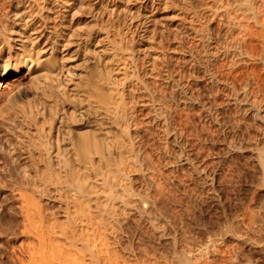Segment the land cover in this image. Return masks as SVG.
<instances>
[{
    "label": "bare ground",
    "instance_id": "1",
    "mask_svg": "<svg viewBox=\"0 0 264 264\" xmlns=\"http://www.w3.org/2000/svg\"><path fill=\"white\" fill-rule=\"evenodd\" d=\"M123 1L125 0H0V217L6 216L7 218L9 216L12 218L11 223H9L12 224L10 227L6 226L7 228L4 227L3 229L0 227L3 231L0 234V246L2 248L6 243L11 251L9 252L6 249L7 246H4L5 249L3 247L4 250H1L0 256L7 257L8 255L4 259H7L6 261L10 259L11 264H215V261L211 258L213 262L206 260L204 253L208 251L209 246L216 244L214 240L217 238L216 236L220 237L219 234L223 228L227 229L230 234L232 233L230 242L235 239L234 242L241 241L243 244L248 241L246 245L251 242V246L256 243L264 246V236L262 233H258L260 231L264 232V201H262V198L260 204H258L256 202L258 198L254 197L256 198L255 202L260 207L256 204V207H252L253 210L251 207L250 209H247L249 208L247 207L246 211H240V214L243 212L241 216L235 212L234 215H238V217L232 215L235 218L233 220L226 216L227 220H225L226 222L223 221L225 223L223 228H221V223V227L217 225L219 230L221 228L219 232L213 223V225L209 224L210 227H206L204 225H207L208 222L207 224L205 222V224L201 222V224H197L196 218L195 220L192 218L194 222L196 221L194 225L191 220V213H193L191 210L198 206L192 209L189 208V211L187 207L193 203H187V207H185V204L190 200L186 197H192V194H196V192H193L195 191L194 187L191 195L187 190L188 188L186 191L182 189L186 196V199L182 198L183 203L181 197L184 194L181 195L182 191L178 193L179 191L174 189L188 186V182L186 186V181L184 180V182L183 179L189 176L188 170L190 169L193 175L191 174V177H189L190 179L195 178V176L198 177L193 180L197 181L199 179L200 189L207 190L208 193L211 192L212 196H216L213 194L218 192L216 190L217 169H215L218 158L212 153L215 150H211V147L203 142H210L209 139H211L212 144L210 145H214L213 138H211L214 133L210 132L213 127L210 128L209 126L217 124L216 114H219L217 113L219 111L218 109L216 111L217 105H211L212 103L209 102L210 105L208 106L203 100L204 95H201L202 92L197 89V86H200L197 82L201 80L199 73H203V69L199 68L200 65L203 66L205 60L208 64L212 63L208 61V58H210L208 55L211 54L208 48L205 50V54L206 51L210 53L206 54L205 60L203 59L204 62L202 63L199 60L201 54L199 49L204 47H200V43H204V41L201 42V39H204L205 36L206 40L210 41L211 39L207 35L203 36L207 29L208 31L211 30L210 28L207 27L206 30H202L204 25L201 30L197 28L201 26L200 24L197 25L201 21L203 11L201 10L200 14L196 10V5L194 7L192 4L194 0L192 2L189 0L187 9H184L188 11L186 15L192 13L190 18L188 17L189 20L188 15L184 16V12L183 17L186 18L182 17L183 22L180 21L181 19L179 20L181 22L179 23L180 26L175 25L181 31L180 35L185 33L183 37L188 38V41L187 38H179L180 32L176 30L179 32L177 38L181 41H187L183 45L180 44V41H177L181 46L177 45L182 48L181 51L179 50L181 53H179L183 56L179 55L181 58L176 57L182 61V65L179 64L182 66L181 68L177 65L180 63L179 60H176L178 62H175L176 65L180 67L177 71L176 65L174 66V62L170 59L173 56L169 57L168 51L166 52L168 49H166L167 45L164 44L166 33L163 31L159 41L149 40L152 32L150 30L152 25L149 26L152 22L149 9L153 8L155 4H161L166 0H142L136 18L138 27L146 26L142 34H136L134 31V28L135 30L137 28L135 22L133 24L131 20L136 16L129 15L131 13L130 8L127 15L129 18L127 23L130 24H127V26L124 24L125 27H122V21L125 18L122 19L121 17L122 21H120V16H122L120 14L121 4L117 3H123ZM247 1L245 0L244 6L246 8L243 6V9H247L246 14L248 15L253 13L251 15L254 16V19L253 17L250 18L251 15L249 17L246 15L243 18L245 20L248 18L256 20L259 26H264V16H260L263 20L257 17V14H262L261 11L258 12L262 8L255 9L254 7H257V4L254 3L255 6H253L250 0ZM223 3H226V7L230 4L222 2L224 6ZM220 4L215 3L213 5L211 12L214 13L209 17L215 18L218 16L214 6L217 7ZM229 6L232 7V5ZM225 9L224 14L227 11L226 16H228L229 9ZM238 9L237 11L241 10ZM219 10L223 12L224 7L219 8ZM219 10L218 12H220ZM244 10H241V16ZM249 10H252V12H248ZM243 13L245 14V12ZM237 14L239 13L237 12ZM85 16H87L88 22L90 20L89 25L84 22ZM230 16H232V13ZM223 17L225 18V15ZM205 18H208V16ZM212 18L209 19L212 20ZM233 19L234 17H231L232 21H234ZM250 19L245 21V24L248 23V25H243L244 20H241V24L237 25L240 22L238 18L235 24L245 31V36L247 31L249 33L252 30L254 33L250 31L251 35H249L252 37V34H255V36L253 35L254 38L257 36L260 40L262 38L259 36L262 32L260 31L261 27L258 30L259 34L255 30L258 27L256 23L254 24L256 27L252 26L254 30L251 29L252 27L249 30V27L254 23L249 25ZM228 21L226 20L223 24L229 26ZM120 22H122V25L119 24ZM262 28L264 31V27ZM237 31L239 33L238 29ZM237 31L235 30V32ZM201 32H203L202 36ZM227 32H230L229 28ZM192 34L197 35H195V45L189 43L195 41L192 38L190 40L189 35L195 38ZM208 35L211 36V34ZM235 35L238 36V34ZM249 35L247 37H250ZM242 36L241 39H243ZM262 36L264 37V35ZM238 39L237 42L236 40L233 41L234 44L230 48L222 46L228 42V39L225 44L222 41L221 47L224 48V51L218 47L221 52H224L225 60H231L230 57L232 58L234 53L237 55L235 54L233 59L238 54H240V57L242 56L241 60L247 59L248 61L251 57L252 52L248 49L251 40H248L253 39V37L245 39L246 42L248 41L246 43L248 46L241 42L247 51L244 47H241L242 45L240 46ZM206 40L205 44L208 43L209 45V41ZM260 42L257 45L261 44L264 47L262 44L264 41ZM254 43L250 45H256ZM259 48L257 47V50ZM142 49L145 51L144 54ZM219 49H217V52ZM176 50L178 51L175 48L171 52H177ZM217 52L212 53L216 56ZM230 52H234L233 55ZM254 53L256 55L258 52ZM229 54L232 56H229ZM262 54L264 56V51ZM174 55L176 54L174 53ZM252 56L254 55L252 54ZM256 56L254 57L256 58ZM254 57L252 58L254 59ZM212 58L214 57L210 59ZM237 59H234L233 62ZM238 61L234 62L235 70ZM259 62L263 64L264 58L262 57ZM225 64L227 66V63ZM244 64L246 65V63ZM240 65L237 64L238 67ZM207 66L206 68H208ZM203 67L205 68V66ZM234 67L231 69L234 70ZM240 67L243 68L244 66ZM258 67L260 68V66ZM254 68L251 70L254 71ZM208 70L212 71L209 68ZM228 70V73H230V68ZM253 71L250 75H253ZM213 72H208L206 75L208 74L209 85L211 83V87L216 85L215 88H217L216 82L218 83L220 77L218 79L217 75L219 74H215L216 77ZM249 72L246 71V74ZM234 74L233 76H235ZM256 74L253 75L254 80L256 79L255 82L259 81V78L257 79L258 74ZM244 78L242 82L245 83ZM249 79L247 80H253ZM260 79L262 80V77ZM230 80L232 81H229V83L226 80L228 86L234 82L233 79ZM189 81H191L192 87L191 84L190 86L188 83L186 84ZM221 82L224 81L221 80ZM248 83L246 86L240 82L241 85H235L237 86L236 89L238 86H242V90L241 87L237 89H240V92L234 90L238 93L234 92L236 97L231 93L230 95L233 98H230L232 100L228 102L231 101L238 108L236 109L240 111L239 113L242 112L243 117L244 114L246 118L247 115H252L257 122L261 123V127L255 124L256 128L252 125L254 121L247 123L250 128L254 127L256 132L259 127V130L261 129L260 132L258 131L260 135L257 133L258 137L255 138L257 135L254 131L255 137H252L257 140H253L249 135L251 142H249V145L245 144L246 146L244 143H248V138L243 140V143H241L242 140L240 142L235 140L232 143V138L225 147H227V155L250 152L254 156L256 162L253 161L257 163V166L251 162L253 157L250 156V153L248 154L250 156L248 158L252 157L250 162L253 163V166L255 168L259 166L257 169H260L261 176H258L257 169H255V171L257 170L255 175L261 181H256V178L255 181L261 182L258 184L261 185L262 189H257L263 191L264 115L262 114L264 113H262V103L264 100L262 102V99L257 100L255 98L257 97L255 94L257 89L254 90L256 86L252 88L254 86L252 84L253 86L250 88L251 83L250 85ZM263 83L261 82V84ZM261 84L258 83L257 86ZM232 86L229 88H232ZM247 86H249L248 89ZM215 88L212 87V89ZM249 91H252V94L255 95L254 98H252L253 95ZM261 94L263 95L264 91ZM210 96L213 98L212 92H210ZM250 98L253 100L251 101ZM254 100L257 103L253 102ZM260 101L261 104L258 103ZM185 109H188V111ZM189 109L193 110V113H190L191 110ZM195 109L198 110L195 112V115L199 118L197 121L209 120L211 122L210 125L208 123L209 126L207 127L204 125L205 122L202 124L203 126L200 125V131L195 129L198 136H200V145L195 140L197 134L193 132L196 131H191L190 128L191 122L194 120L189 121L190 117L192 118L190 115H194ZM187 112H189L188 115L185 114ZM182 113L185 114V118L190 116L189 120H182ZM175 116L181 117L180 121H185V123H182L184 125L181 124L180 126V122L178 125L176 121L179 119L177 120ZM235 120L232 121L235 123ZM188 122L190 125H188ZM233 122L232 124L235 127L236 124ZM238 124L236 126L240 125ZM250 128L247 129L250 130ZM234 129L238 130L237 127ZM234 129L231 128V130ZM247 129L245 130L247 131ZM206 130L210 132V135H205ZM242 130H244V126ZM187 134L190 135L189 139L193 135L191 140L195 138L194 141L197 145L194 142H191L194 146L190 145L191 140H187ZM202 137L208 139L204 138L203 141ZM244 137L242 138L244 139ZM204 144L211 150L206 151L208 155L205 152L207 146L204 148ZM261 144L262 147H260ZM195 145L197 148L199 147V150L196 148L198 151L195 150L198 152L195 153L196 158L193 155ZM189 147L192 150H189ZM206 160L209 163L208 165L205 164ZM181 170L186 173H184L185 178L180 175L183 179L176 175L179 171L182 174ZM229 177L226 178L229 180ZM191 181L190 184L194 182ZM183 182L185 186H182ZM219 182L221 181L219 180ZM190 184L189 187H191ZM255 186L258 185L255 184ZM201 193L204 192L201 191ZM179 194L181 200L178 202L177 197L179 199ZM197 195H194V198H198ZM252 197L250 201L253 199ZM201 198L203 199V196ZM187 199L188 201H186ZM195 199L193 200L195 201ZM193 200L190 201L194 202ZM250 201L248 202L249 205H251ZM252 201L255 203L254 199ZM258 201L260 200L258 199ZM180 203L183 204L184 208ZM257 207L259 208L258 212ZM250 210L254 213H249ZM256 212L257 215H255ZM2 225L4 224L2 223ZM13 225L15 226L13 227ZM237 228L238 230L241 229L239 230L241 234L236 232L238 231ZM245 230L248 233L247 237H250L249 230H257L258 235L253 234V231L252 234L250 233L252 236L256 235L257 239H254V236L250 240L246 239V236L244 238L242 232H245ZM217 231L219 234H217ZM224 232H222L223 235L226 234L227 236L228 232ZM226 236H223L225 239L221 238L227 241L230 237L226 239ZM212 242L213 244H211ZM238 242H235V244ZM252 242L256 243L252 245ZM208 243L211 245L204 247ZM242 243L240 245H243ZM261 249H264V247ZM261 249L257 251L261 252ZM223 257H225V254Z\"/></svg>",
    "mask_w": 264,
    "mask_h": 264
},
{
    "label": "rangeland",
    "instance_id": "2",
    "mask_svg": "<svg viewBox=\"0 0 264 264\" xmlns=\"http://www.w3.org/2000/svg\"><path fill=\"white\" fill-rule=\"evenodd\" d=\"M118 1V0H117ZM193 0H191V2H192ZM200 1V2H199ZM213 0H194L193 2H192V4H193V6L194 5H196V10H198L199 11V13H200V11L202 10L203 12V14H201V21H199L198 22V25L197 26H199V24L201 25V26H199V27H197V28H200V30L202 29V30H204L205 28H210L211 30H209L208 31V29H207V31L209 32H204V35L202 34L203 32H201V36L203 35V36H205V35H207V37H210L209 39H210V41L209 40H206L207 38H206V36H205V38L204 37H201V38H204L207 42L209 41V45H208V43H206L205 44V40L204 39H201L202 41L201 42H203L204 41V43H200V47H206V48H200L199 49V51H200V56H199V60H200V62L202 61V63L204 62V58L206 57V54L209 52H207L206 51V54H205V50H207V48H208V50H210L211 51V54H213L212 52H217V49H219V48H221L222 49V51H224V48H230V46L232 47V44H234V40H236V42H237V39H238V42L240 43V46L241 47H244L243 46V44H245L246 46H248V44H246V43H248V41H250V43H249V47H248V49H250V51L252 52V54L254 55V56H256L258 53L259 54H261L260 56H259V54H258V56H256V58L254 57V56H252V54H250L251 55V57L249 58V60L248 61H250L249 62V64H247L248 63V61H247V59H242L241 60V57H240V54H238V56H236L234 59L236 60L237 58L239 59V61H238V59H237V61H238V63L237 64H239L240 65V63H242V61H244V63H246V65L244 64V63H242L240 66H244L243 68L242 67H238L237 66V64H236V70H235V63L237 62V61H234L233 62V56H235V54L236 53H234V55H233V53H231L232 55H230L229 54V56H232V58L230 57V59L231 60H229V59H227V60H225L226 58V56H225V54H224V52H221V49H219L218 50V54L216 53V56H214L215 54H213V55H211V54H209L208 56L211 58V57H214V58H212V59H210V58H208L209 60V62H212L213 63V65L211 66V64L209 63H206V60H205V63H206V65H205V63H204V65L203 66H205V68L202 66V64L200 65V69H203V73L202 72H200L199 73V78L201 79V80H198V82H197V84L198 85H200V86H197L198 88V91L199 92H202L201 93V95L203 94L204 96V99L203 100H205V103H207V105L209 106L211 103V105H214V106H216L215 108H216V111H217V109H218V111L219 112H217V113H219V114H216V116H217V124L215 125V124H211V122L209 121V120H205L204 122H205V124L204 125H206V127L207 126H209L210 124H211V126H209L210 128H212V131H211V129H210V132H213L214 133V136H212L211 138H213V140L212 141H214L213 143H214V145H215V147H214V145H210V144H212L211 143V139H209L210 140V142L207 140L208 138H209V136H207V137H202L203 138V141L205 140L204 138H207L206 139V141H208V142H203V143H206V144H208V146L209 147H211V150L212 149H214L215 150V152H212V153H214V155H216V157L219 159V161H218V159L216 160V164L217 165H215L216 167H215V169H217L216 171V174H217V181H216V183H217V188H216V190L218 191L217 193H215V194H213V195H216V196H212V194H211V192H207V190H204V189H200L201 188V185L199 184L200 182L198 181L199 179H197V181H195V180H193V179H196V178H198L197 176H195V178H193V179H190V175L192 174L193 175V172H191V170L189 169L188 170V174H189V176H187L186 178H185V176L186 175H184V173H185V171L183 172L182 170V174H181V172L179 173L178 172V174H176L178 177H180V175L183 177V178H185V179H183L182 177H180V178H182L183 179V181L185 180L186 181V186H187V182H188V186L186 187V188H182V187H179V189H176V188H174L176 191H179L178 193H180V191H182L181 192V195H183L184 194V196L183 197H181V195L179 196V199H178V197H177V200H178V202H179V200H181L182 198L184 199L186 196H185V193H184V191H186V189L188 190V192H189V194L191 195V193H192V189H194L195 191H193V192H196V194H198L197 196H199L200 198H201V196H203V201L198 197H195L194 198V195H196V194H192V197L191 196H189V197H186V198H190V200L192 201L193 199H195V201L194 202H191L190 200V202L188 201V199L186 200V201H188V202H186V204H185V202H184V204L186 205L185 207H187V203H195L194 205L192 204V205H189V207H187L188 209L190 208V209H192L193 207H195V206H198L197 208L195 207L194 209H192L191 211L193 212V213H191V220L194 222V220H195V218H196V221H197V224H199L200 222L201 223H206L207 224V222H208V224L207 225H204V226H206V227H210V225L213 223L215 226V228H216V230H217V228H218V231L220 232L221 231V228H223V224H225L223 221H225V220H227V217L230 219V218H232L231 220H233V219H235V218H233V216L232 215H234V214H240V211H243V210H247V209H250V207H251V209H252V207H254L255 206V204H256V206H258L257 205V203L258 204H260V202H261V198H262V201H264L263 199H264V190L262 191H260V189H259V191H258V189L257 188H261V185L259 186V184L258 183H261V182H256V181H261L260 180V178L258 177V176H261V174L259 173L260 172V169L258 170L257 168H259V166L257 167V168H255V166H253V163H254V156L253 155H251V153L250 152H246V154H239V153H236V154H228L227 155V147H225V146H227V144H228V141L230 142V140H231V142L233 143L235 140H237V142H238V140H239V142L242 140V142L241 143H243L244 141L243 140H246L247 138V142L248 143H244V145L246 144V145H249L250 143L249 142H251L250 141V137H255V135L253 134V133H255L256 132V126H260L261 127V123L258 121H256L255 119H254V117L252 116V115H247L248 117L246 118L245 116V114H244V117H243V115L241 114V113H239L240 111H238L237 109V107H235L234 106V104L230 101V102H228L229 100H232V99H230V98H233L231 95H234V97H236L235 95V93H238L237 91H239L240 89L242 90V86H238V88L239 87H241L239 90H237L236 89V87L237 86H235V85H241L242 83L244 84V86H246L247 85V83L248 82H250L251 83V86H250V88L253 86L252 84H254V86L252 87V88H254L255 86V88H254V90H256V95H257V97H255L257 100H261L262 99V102H263V98H264V94L262 95L261 93L264 91V86H263V88H262V85H264V63L262 64V62H259L261 59H262V57L264 58V56H262L263 54H262V52L264 51V47H262V45L261 44H258L257 45V43H259L262 39V41L261 42H263L264 41V37L262 36V35H264V34H262V33H264V31H263V28L262 27H264V26H259V24H257L256 23V20L254 21V20H251L250 18L251 17H253V19H254V16L253 15H251V14H253V13H250V15H248V14H246V12H247V9H245L246 8V6H244L245 5V0L243 1V0H214L213 2H212ZM236 1V2H235ZM240 1V2H239ZM249 1V0H248ZM247 1V2H248ZM259 1V2H258ZM140 2V3H139ZM141 2H142V0L140 1V0H131V1H123V3H117V4H121L120 5V8L122 9V12H121V9H120V14L122 15V16H120V21H122L121 20V17H122V19H124L122 22H123V26L122 27H125V26H127V24H130V23H127V22H129V18L127 17V15H128V13H129V8L131 9V13L129 14L130 16H136L134 19H132L131 21L133 22V24H134V22H135V26H136V30H135V28H134V31L136 32V34H142L143 33V29H145L144 27H146V26H137V24L138 23H136L137 22V16H138V14H139V9H140V6L139 5H141ZM166 2V3H165ZM187 2V3H186ZM188 2H189V0L188 1H186V0H166V1H164L163 3H161V4H159V3H157V4H155L154 6H153V8H150L149 9V13L151 14V16H150V19L152 18V22H150L151 24L149 25V26H151L152 25V27H150V30L152 31L151 33H150V41H159L160 40V38H161V36H162V34H163V31L166 33L165 34V40L164 41H166V42H164V44L165 45H167L166 46V52H167V54H169V57L170 56H173V57H170V59H172L171 61H173L174 62V66L176 65V63H178L177 61L179 60V62L180 63H178L177 65H179V64H181L182 65V61H180V59H178V58H176V57H179V55H180V51H181V45H183L184 44V42L187 40L188 41V38L187 37H183V34H185V33H182V35H180L181 34V31H180V29L178 28H176V26H180L179 25V23H181L180 21H182L183 22V18H186V17H183V14H184V12H185V14H184V16H187V18L189 17L190 18V15L192 14H187L186 15V13H188V11L186 12L184 9H187V5H188ZM206 2V3H205ZM212 2V3H211ZM218 2H220V3H218ZM222 2H227L229 5H232V7H235V8H232L231 6H227L226 7V3H223V4H225V6L224 5H222ZM234 2V3H233ZM246 2V3H247ZM201 3V4H200ZM215 3H217V4H220L219 6H214L215 8H214V10H215V12L216 13H218V14H216V15H218V16H216L215 18H212V17H209V16H212L213 15V13L214 12H211L212 11V9H213V5H215ZM250 3L251 4H253V6H255L256 4H257V7L255 6L254 8L255 9H261V10H258V12L259 11H261V15H259V14H257L258 16V18L261 16V17H263L264 15V4L262 5V3H264V0H250ZM249 3V4H250ZM254 3H255V5H254ZM259 3V4H258ZM186 4V5H185ZM197 4H198V6H197ZM203 4H205V5H203ZM207 4V5H206ZM211 6H210V5ZM201 5V6H200ZM242 6V8H241V6ZM261 5V7H259ZM139 6V7H138ZM207 6V7H206ZM238 6V7H237ZM243 6L245 7L244 9L246 10H244L243 9ZM252 6V5H251ZM250 6V7H251ZM186 7V8H185ZM195 7V6H194ZM205 7V8H204ZM224 7V10H223V12L221 11V10H219V8H223ZM229 7H231V9H229ZM240 7V8H239ZM198 8V9H197ZM200 8V9H199ZM212 8V9H211ZM217 8V9H216ZM225 8H228L229 10V12H231L230 10H234L235 12H236V14H235V12L234 11H232L231 13H232V16H230L231 15V13L229 14V12H228V16H226L227 14V11H226V13L224 14V12H225ZM239 8V9H241V10H244L243 12H245V14L242 12V14L244 15H240L241 14V10H239V11H237V9ZM208 9V10H207ZM249 9H251V8H249ZM128 10V11H127ZM151 10V11H150ZM218 10L220 11V12H218ZM126 11V12H125ZM153 11V12H152ZM252 12V10H249L248 12ZM257 11V10H256ZM194 12V11H193ZM206 12V14H204ZM222 12V13H221ZM237 12L239 13V14H237ZM210 13V14H209ZM220 13V14H219ZM234 13V14H233ZM225 15V18L223 17L224 15ZM205 15V16H204ZM223 15V16H222ZM246 15H248L247 17H249L250 16V18H248V19H250L249 20V25L250 24H252L253 22V25H251L250 27H249V30H250V28L252 27V26H254V24L256 23L257 24V29L255 28V30H257V32H258V34H259V28L261 27V29H260V31H262L261 32V34L259 35V36H261L262 38H260V40H259V37L257 38V36L254 38V36H255V34H252V37H253V39H249V38H252L250 35H251V32H253L254 33V31H252V30H250L249 31V33H248V31H247V33H246V36H245V31L243 30V29H241V27H237L236 26V24L235 23H237L236 22V20H237V18H238V21H240V22H238V24L237 25H239V24H241V20H244V22H243V25L245 24V21L246 20H248V19H244L245 18V16ZM129 16V17H130ZM208 16V18H205V17H207ZM220 16H222L221 18H220ZM87 16H85L84 17V22L85 23H87L88 25H89V23H90V20H89V22L87 21L88 19L86 18ZM127 17V18H126ZM183 17V18H182ZM230 17V18H229ZM231 17H234V21H232L231 20ZM237 17V18H236ZM240 17V18H239ZM244 17V18H243ZM260 17V18H261ZM131 18V17H130ZM189 18H188V20H189ZM202 18H203V20H202ZM206 20H210L209 18H212V20H210V21H206ZM220 19V21H218L219 19ZM223 18V19H222ZM257 18V19H258ZM264 18V17H263ZM263 18H261L262 20H263ZM85 19H86V21H85ZM127 19V20H126ZM181 19V20H180ZM215 19H216V21H215ZM228 21L229 19V21H228V23H229V26H231V27H229L228 25L226 26L225 24H223V22H226V20ZM261 19H258V20H261ZM134 20V21H133ZM180 20V21H179ZM221 20H223V21H221ZM82 21H83V19H82ZM125 21V22H124ZM218 21V22H217ZM122 22H120L119 24L120 25H122L121 23ZM215 22V23H214ZM217 22V23H216ZM231 22H232V24H231ZM260 22V21H259ZM204 23V24H203ZM220 23H222V25H220L219 26V24ZM227 23V24H228ZM260 23H262V22H260ZM124 24H126L125 26H124ZM235 24V25H234ZM247 25H248V23H246ZM245 24V25H246ZM87 25V26H88ZM176 25V26H175ZM204 25V26H203ZM224 25H225V27H224ZM166 26V27H165ZM203 26V27H202ZM236 26V27H235ZM142 27V28H141ZM224 27V28H223ZM230 29V32L232 33H230V32H227L228 31V28ZM254 27H256V26H254ZM140 28V29H139ZM169 28V29H168ZM175 28V29H174ZM213 28V29H212ZM231 28H232V31L233 32H235V30L237 31V29L239 30V33H238V31L237 32H235V33H233L232 31H231ZM153 29V30H152ZM169 31H168V30ZM225 29H227V30H225ZM251 29H253V27L251 28ZM141 30V31H140ZM179 31V32H177V31ZM206 30V29H205ZM221 30V31H220ZM244 32H242V31ZM254 30V29H253ZM220 31V32H219ZM240 31H241V33H240ZM168 32V33H167ZM176 32H177V36H176ZM182 32H184V31H182ZM226 32L229 34L228 36H227V34H226ZM153 33V34H152ZM172 33H175V34H172ZM178 33H179V35H180V37L179 38H187L185 41L184 40H182L181 41V39H178L177 37L179 36L178 35ZM206 33V34H205ZM219 33V34H218ZM168 34H170V35H168ZM208 34H211V36L210 35H208ZM218 34V35H217ZM224 36H223V35ZM226 34V35H225ZM231 34V35H230ZM235 34H238V36L237 35H235ZM250 36V37H247L248 35ZM257 33H256V35H258ZM174 35V36H173ZM192 35H194V34H192ZM196 35V34H195ZM195 35H194V37H195ZM234 35V36H233ZM242 35H244L245 36V39L247 40V39H249L247 42L245 41V39H244V36H242ZM254 35V36H253ZM197 36V35H196ZM221 36H223V37H221ZM227 36V37H226ZM241 36H242V38L244 39V41H243V39H241ZM174 37V38H173ZM189 37H190V40H191V38H192V40L194 39H196V37L195 38H193L192 36H190L189 35ZM213 37H215V38H213ZM217 37H218V39H217ZM226 37V38H225ZM236 38V39H234L233 40V38ZM172 38V40H173V42H172V40H170ZM223 38H225L224 40H223ZM174 39H176L175 41H176V43H175V41H174ZM220 39H221V42H220ZM228 39V40H227ZM168 40H169V42H168ZM189 40V41H190ZM214 40V41H213ZM217 40V41H216ZM228 42H227V41ZM242 40V41H241ZM253 40H254V42H253ZM180 41V44L178 43V42ZM186 41V42H187ZM224 42V44H225V41L227 42L225 45H226V47H225V45H222L223 44V42ZM231 43H230V42ZM196 43V40L195 41H192V42H189L190 44H192V43ZM210 42H211V44H210ZM219 44H218V43ZM233 42V43H232ZM235 42V43H236ZM243 44H242V43ZM260 42V43H261ZM195 43H194V45H195ZM222 43V44H221ZM229 43V44H228ZM256 44V45H250V44ZM177 44H179V45H177ZM204 44V45H203ZM214 44H215V46H214ZM263 45H264V43H262ZM169 45H171V46H169ZM211 45H213V46H211ZM219 45V46H218ZM221 45L222 46H224V48L223 47H221ZM173 46V47H172ZM176 46V47H175ZM191 46V45H190ZM209 46V47H208ZM234 46V45H233ZM254 46V47H253ZM192 47V46H191ZM212 47V48H211ZM219 47V48H218ZM256 47V48H255ZM257 47L261 50H257ZM175 49V48H177L178 49V53L177 52H171V51H173V49ZM247 48V47H246ZM252 48V49H251ZM256 50H254V49ZM170 49H172V50H170ZM243 49V48H242ZM244 49H245V47H244ZM180 50V51H179ZM204 50V51H203ZM254 50V51H253ZM142 51H143V49H142ZM170 51V52H169ZM204 53H203V52ZM245 51H247V49H245ZM260 51V52H259ZM147 52V51H146ZM180 52V53H179ZM220 52H221V54H220ZM249 52V51H248ZM254 52H258V53H256V55H255V53ZM143 54L145 53V51H143L142 52ZM174 53L176 54V55H174ZM203 53V54H202ZM210 53V52H209ZM223 53V54H222ZM219 54H220V56H219ZM202 55H204V56H202ZM237 55V54H236ZM180 56H182V55H180ZM222 56H223V58H222ZM262 56V57H261ZM183 57V56H182ZM203 57V58H202ZM216 57V58H215ZM228 57V56H227ZM252 57H254V59L252 58ZM258 57V58H257ZM179 58H181V57H179ZM202 58V59H201ZM218 58V59H217ZM229 58V57H228ZM204 59V60H203ZM207 59V58H206ZM217 59V60H216ZM252 59V60H251ZM177 60V61H176ZM210 60H212V61H210ZM222 60V61H221ZM227 61V62H225V61ZM230 61H232V62H230ZM247 61V62H246ZM176 62V63H175ZM215 62V63H214ZM228 62H230V63H228ZM251 62H252V64H251ZM255 62V63H254ZM257 62V63H256ZM225 63H227V66H226V64ZM233 63V65L231 66V64ZM224 64H225V66H224ZM230 64V66H228ZM254 64V65H253ZM175 66L176 68H177V71H179V69H180V67L182 68V66L181 65H179V66ZM207 65H209V66H207ZM248 65H249V67H248ZM251 65V66H250ZM255 67H253V66ZM202 66V67H201ZM206 66L211 70L212 69V71H214L213 72V75H217V74H219V75H215L218 79H219V77H220V79H219V81H218V83L216 82V84L218 85L217 86V88H215L216 87V85H214V86H212V87H214L215 89H212V87H211V83H210V85H209V79H208V77H207V75H206V73H208V72H211L212 73V71H209L208 70V68H206ZM247 66V67H246ZM258 66H260V68L258 67ZM179 67V68H178ZM212 67V68H211ZM223 67V68H222ZM232 67H234V70L236 71H234L233 69H231ZM251 67V68H250ZM175 68V69H176ZM230 68V70H231V72L230 73H228L229 72V70L228 69ZM238 68V69H237ZM254 68V71L253 70H251V69H253ZM200 69H199V71H200ZM204 69H206V70H204ZM217 69V70H216ZM222 69V70H221ZM224 69V70H223ZM256 69V70H255ZM259 69H260V71H259ZM228 70V71H227ZM237 70H238V72H237ZM202 71V70H201ZM204 71H206V72H204ZM226 71V72H225ZM245 71V72H244ZM246 71L248 72V71H253V75H255L256 73L258 74H256L257 75V79L259 78V81H256L255 82V80H254V76L253 75H250V74H252V72L250 73H247L246 74ZM259 71V72H258ZM205 73V74H204ZM235 73V74H234ZM259 73H260V76H259ZM228 74H229V76H228ZM233 74L235 75V76H233ZM244 74H246V75H244ZM248 74H249V76H248ZM244 75V76H243ZM246 76H248L247 78H244V77H246ZM204 77V78H203ZM236 79H234V78ZM254 77V78H253ZM262 77V80L260 79ZM198 78V79H199ZM216 78V79H217ZM244 78V80L243 81H245V83L244 82H242V79ZM253 79L252 81L250 80V79ZM224 79V80H223ZM230 79H233L234 80V82H230L231 84H229L230 86H232V84H233V86H232V88H229L230 86H228V83H229V81H232V80H230ZM247 79H249L250 81H248ZM221 80L222 81H224V82H221ZM228 81V83H227V81ZM237 80H239V81H237ZM261 80V81H260ZM185 81H188V80H185ZM237 81V82H236ZM191 81H189V82H186V84L188 83V85L190 86V84H191V87H192V83H190ZM221 84H220V83ZM239 82L241 83V84H239ZM247 82V83H246ZM255 82V83H254ZM261 82L263 83V84H261ZM200 83V84H199ZM206 85H205V84ZM250 83H248V85H250ZM261 84L260 86L258 85L257 86V84ZM196 84V85H197ZM220 84V85H219ZM227 84V85H226ZM225 86V87H224ZM227 86H228V88H227ZM235 86V87H234ZM190 87V88H191ZM261 87V88H260ZM211 88V89H210ZM222 88V89H221ZM233 88H235V89H233ZM249 88V86H247V89ZM196 89V90H197ZM210 89V90H209ZM224 89V90H223ZM226 89H228V90H226ZM260 89V90H259ZM233 90V91H232ZM234 90H237L236 92L234 91ZM240 90V91H241ZM250 90V89H249ZM254 90H253V94H254ZM261 90H263V91H261ZM229 91V92H228ZM239 91V92H240ZM258 91H259V95H258ZM261 91V92H260ZM210 92H212V97L213 98H211V96H210ZM217 92V93H216ZM235 92V93H234ZM249 92H251V95H253L252 94V91H249ZM228 93V94H227ZM232 93V94H231ZM215 94V95H214ZM231 94V95H230ZM214 95V96H213ZM217 95H218V97H217ZM250 95V94H249ZM251 95H250V97H251ZM231 96V97H230ZM254 96L255 95H253L252 96V98H254ZM202 97V98H203ZM261 97V98H260ZM263 97V98H262ZM214 98H215V100H214ZM216 99H217V101H216ZM219 99V100H218ZM255 99V100H256ZM214 100V101H213ZM250 100H251V98H250ZM253 100V99H252ZM251 100V101H252ZM253 101V102H256V101ZM207 101V102H206ZM213 101V102H212ZM216 101V103L218 102V104H216V103H214ZM209 102H210V104H209ZM226 103V104H225ZM229 103V104H228ZM257 103V102H256ZM258 103H260L261 104V101L260 102H258ZM220 104V105H219ZM259 104V105H260ZM218 105H219V108H218ZM222 105V106H221ZM262 107H263V109H262V113H264L263 111H264V102L262 103ZM237 108V109H236ZM198 109V108H197ZM197 109H195V111H194V115L196 114L195 112H197L198 110ZM186 110V109H185ZM189 110H191V109H189ZM186 111H188V109L186 110ZM236 111V112H235ZM184 112V111H183ZM190 112V111H189ZM189 112H187V113H185V114H187L188 115V113ZM190 113H193V110H191V112ZM185 114L183 115V113H182V120H186V119H188L190 116H192V118L190 117V120L189 121H192V119L194 120V121H192L191 122V125L189 124V122H188V125H190V128L192 129L191 131H196L195 129H197V130H199L200 131V128H201V126L200 125H202L204 122H203V120H198L197 121V119H199L196 115L194 116V115H190V116H188V118L186 117L185 118ZM235 114H236V116H235ZM186 115V116H187ZM219 115V116H218ZM262 115H264V114H262ZM177 116H179V115H177ZM177 116H175L176 117V119L178 120V121H176V119H175V121L177 122V124L179 125V122H180V126H181V124L182 123H185V121L184 122H181L180 120H181V117L179 118V117H177ZM181 116V115H180ZM184 116V117H183ZM230 117H232V118H230ZM238 117V118H237ZM250 117V118H249ZM195 118V119H194ZM243 118V119H242ZM245 118H246V120H245ZM249 118V119H248ZM229 119H231V120H229ZM234 119H236L235 121V123L233 122L234 121ZM238 119L240 120L239 122H238ZM187 120V121H188ZM219 120V121H218ZM233 120V121H232ZM242 120V121H241ZM207 121V122H206ZM209 121V122H208ZM222 121V123H220ZM230 121V122H229ZM246 121V122H245ZM254 121V122H253ZM199 124H198V123ZM202 122V123H201ZM232 122L234 123V124H236L237 125V123H239L238 125L239 126H236L235 125V127H237V129L238 130H235L234 128V125L232 124ZM242 122V123H241ZM244 122H245V124H244ZM251 122H253L252 123V125L254 126L255 124H256V126H254V127H251L250 128V125L248 126V124L247 123H251ZM201 123V124H200ZM207 123V124H206ZM208 123H209V125H208ZM227 123H229V124H227ZM192 124H194L195 126H196V128H194L195 126L194 125H192ZM218 124H220V125H218ZM226 124V125H225ZM243 124V126H244V130H242L243 129V126L241 127V125ZM258 124V125H257ZM182 125H184V124H182ZM198 125V126H197ZM214 125H215V127H214ZM231 125V126H230ZM191 126H193V127H191ZM203 126V125H202ZM224 126V127H223ZM226 126H227V129H226ZM198 127V128H197ZM230 127V128H229ZM234 127V128H233ZM194 128V129H193ZM217 128V129H216ZM231 128L232 129H234V130H231ZM239 128H242V129H239ZM247 128H250V130L249 129H247ZM255 129V130H253V129ZM187 129L189 130V127L187 126ZM213 129H214V131H213ZM223 131H222V130ZM224 129H226V130H224ZM245 129H247V131L245 130ZM258 130H257V132L255 133L256 135H257V133H258V131L260 132V130H259V127L257 128ZM207 130H209L208 128H207ZM205 131L206 132V134L205 135H207V134H209L210 135V132L209 131ZM231 130V131H230ZM239 130H241V131H239ZM191 131H189V132H191ZM233 131H234V133H233ZM243 131H245V132H243ZM249 131V132H248ZM255 131V132H254ZM207 132H209V133H207ZM226 132V133H225ZM187 133H188V131H187ZM194 134H197V137H195L194 139L196 140V142L197 143H199V137L200 136H198V133H197V131L196 132H193ZM216 133V134H215ZM242 133V134H241ZM244 133V134H243ZM251 133V134H250ZM188 134H190V133H188ZM186 135L187 136V140L189 139V136L190 135ZM191 134H192V132H191ZM228 134V135H227ZM233 134V135H232ZM259 134V133H258ZM211 135H213L212 133H211ZM243 135V136H242ZM249 135H250V137H249ZM260 135V134H259ZM194 136H196V135H194ZM231 136V137H230ZM245 136V137H244ZM192 137H193V135L190 137V139L189 140H191L192 139ZM238 137V138H237ZM242 137H244V139L242 138ZM252 137V138H253ZM258 137V135L255 137V138H257ZM198 138V139H197ZM252 138H251V140H252ZM260 138V137H259ZM258 138V139H259ZM194 139L193 140H191L190 141V143L191 142H194V144H196L197 145V143H195V141H194ZM198 140V141H197ZM224 140V141H223ZM227 140V141H226ZM253 140H257V139H254L253 138ZM226 141V142H225ZM246 142V141H245ZM254 142V141H253ZM262 142V141H261ZM264 142V141H263ZM262 142V143H263ZM189 143V144H190ZM225 143V144H224ZM201 143H199V145H200ZM206 144H204V148H206ZM191 146L193 145L192 143L190 144ZM189 145V146H190ZM196 145H195V149L193 150V151H195V150H199V147L197 148L196 147ZM245 145V146H246ZM190 146V147H191ZM194 146V145H193ZM208 146H207V148H206V150H205V152L206 151H211L210 150V148L208 149ZM263 146H264V144H263ZM189 147V148H190ZM260 147H262V144H261V146ZM193 148V147H192ZM197 148V149H196ZM208 149V150H207ZM226 149V150H225ZM189 150H192L191 148L189 149ZM197 150V151H198ZM213 150V151H214ZM197 151H195V152H193L192 153V151H190L194 156H195V158H196V155H195V153L197 152ZM204 152V154H206ZM198 153V152H197ZM211 153V152H210ZM250 153V156H252L253 157V159H252V161H251V158H248V157H250L248 154ZM206 155H208V153L206 154ZM198 156V155H197ZM205 156V155H204ZM223 158H222V157ZM231 156V157H230ZM244 156V157H243ZM0 157H1V154H0ZM220 157V158H219ZM246 157V158H245ZM206 159H207V157H206ZM223 159H225V160H223ZM208 160V159H207ZM206 160V162H205V164H209L208 163V161ZM254 160V161H253ZM253 162V163H251V162ZM256 162V161H255ZM220 163V164H219ZM230 163V164H229ZM233 164V165H232ZM256 164V166H257V163H254V165ZM250 165H252L253 166V168H252V166H250ZM217 166H218V168H217ZM250 166V167H249ZM246 170H245V169ZM230 169V170H229ZM254 171H253V170ZM255 169H257L256 171L259 173V175L257 176V175H255V173H256V171H255ZM228 173H227V172ZM241 171H243V172H241ZM249 173H248V172ZM191 172V173H190ZM232 172H233V174H232ZM254 172V173H253ZM226 173V174H225ZM238 173V174H237ZM186 174V173H185ZM187 174V175H188ZM236 174V175H235ZM229 175H230V177H229ZM239 175V176H238ZM242 175V176H241ZM241 176V177H240ZM225 177V178H224ZM226 177H229V180H228V178H226ZM250 177V178H249ZM258 177V178H257ZM187 178H189L190 180H192V181H194V182H192L191 184L189 183L190 182V180H188ZM231 178V179H230ZM255 178H256V181H255ZM188 181H187V180ZM224 179V180H223ZM258 179V180H257ZM219 180L221 181V182H219ZM254 180V181H253ZM184 181V182H185ZM183 182V183H184ZM220 184H219V183ZM252 182V183H251ZM183 183H182V186H185V183H184V185H183ZM189 184L191 185V187H189ZM197 184H198V186H197ZM253 184V185H252ZM255 184L256 185H258V186H255ZM200 185V186H199ZM232 186H234V187H232ZM249 186V187H248ZM252 186V187H251ZM256 188H255V187ZM194 187V188H193ZM198 187H199V189H198ZM190 188V189H189ZM196 188H197V190H196ZM184 191H183V190ZM257 189V190H256ZM262 189V188H261ZM190 190V191H189ZM256 190V191H255ZM174 191V190H173ZM175 191V192H176ZM201 191L202 192H204V193H201ZM249 191V192H248ZM252 191V192H251ZM253 191H254V193H256V194H254L253 193ZM174 192V193H175ZM198 192H200V193H198ZM216 192V191H215ZM259 192V193H258ZM177 193V192H176ZM176 193H175V196H176ZM250 193V194H249ZM257 193H258V195H257ZM261 193V194H260ZM201 195V196H200ZM207 195V196H206ZM249 195V196H248ZM253 197H252V196ZM255 195V196H254ZM257 195V196H256ZM263 196V197H262ZM180 197H181V199H180ZM205 197V198H204ZM253 198L254 199V202H255V199L256 198H254V197H257L260 201H258V199L256 200V202L255 203H253V199H251V201H250V198ZM185 198V199H186ZM192 198V199H191ZM241 198H243V199H241ZM182 199V203H183V200ZM219 200V201H218ZM202 201V202H201ZM205 201V202H204ZM215 201V202H214ZM216 201H217V203H216ZM251 202V205H249V203L248 202ZM219 202V203H218ZM198 203V204H197ZM214 203V204H213ZM252 203H253V206H252ZM181 204V203H180ZM200 204V205H199ZM262 204V203H261ZM222 205V206H221ZM249 205V206H248ZM181 206L184 208V206H183V204H181ZM255 206V207H256ZM247 207H249V208H247ZM258 207H260V205L258 206ZM257 207V208H258ZM243 208V209H242ZM247 208V209H246ZM256 208V209H257ZM190 209H189V211H190ZM236 209V210H235ZM255 209V210H256ZM193 210H195V211H193ZM198 212H197V211ZM202 210V211H201ZM219 210V211H218ZM253 210V209H252ZM252 210H250V212L249 213H254ZM258 210H259V208L257 209V212H258ZM249 211V210H248ZM197 212V213H196ZM236 212V213H235ZM257 212L255 213V215H257ZM194 213H196V214H194ZM238 214V215H239ZM243 214V212H241V214H240V216ZM218 215H219V217H218ZM238 215L236 216V215H234V217L236 216V217H238ZM197 216V217H196ZM202 216V217H201ZM210 216V217H209ZM227 216V217H226ZM232 216V217H231ZM212 217V218H211ZM6 218V216L5 217H3V216H1L0 217V227L3 229L4 227H10L12 224H9V223H11L10 221H12V218L11 217H9V216H7V220H8V222H7V220L5 219ZM9 218V219H8ZM194 220H193V219ZM200 218V219H199ZM226 218V219H225ZM212 219V220H211ZM3 220V221H2ZM5 220V221H4ZM199 220V221H198ZM211 220V221H210ZM195 221V222H196ZM203 221V222H202ZM195 222H194V225H195ZM223 222V223H222ZM226 222V221H225ZM2 223L4 224V225H2ZM8 223V224H7ZM200 223V224H201ZM204 223V224H205ZM222 225H221V224ZM210 224V225H209ZM212 224V225H213ZM2 225V226H1ZM203 225V224H202ZM217 225H221L220 227V230H219V226L217 227ZM15 225H13V227H14ZM6 227V228H7ZM212 227V226H211ZM0 228V234H2V229ZM5 228V229H6ZM4 229V230H5ZM226 231V232H228V234H227V236H226V234L225 235H223V233L222 232H224V231ZM223 230L220 232V234H219V232L217 231V234H219L220 235V237L219 236H216L217 238L214 240L215 242L214 243H216V244H213V242L211 243V244H213V245H211V244H207V246L206 245H204V247H208L209 245H211V246H209L208 247V251H206L205 253H204V256L207 258H205L206 260H208V261H210L211 259L212 260H214L215 261V264H264V254H263V252H264V249H261L262 247H264V246H262L261 244L259 245V244H257L256 242V244L255 243H253L252 242V245L253 244H255V245H253V246H251L250 245V243H249V245H248V243H247V245H246V242H248V241H243V242H245L244 244L241 242V241H235V242H238L237 244H235V242H234V240L232 239V241L230 242V240H231V234H230V232L229 231H227V229H225V228H223ZM237 230H238V228H237ZM239 230H241V229H239ZM236 231V232H238V234L240 233L241 234V231ZM244 231V230H243ZM247 230H245V232H246ZM253 231V234L255 233L256 235H258V233L260 234V233H262V235L264 236V232L263 231H260V232H258V233H256V231L255 230H252ZM252 231L251 230H249L248 232H250L251 234H252ZM255 231V232H254ZM226 232H224V233H226ZM245 232H242L243 234H244V238H246L247 236H248V233H247V235H246V233ZM250 233H249V236L250 237H247L246 239H251V238H253V236L255 237L254 239H257V236L256 235H250ZM195 236H196V234L195 233H193ZM221 235H223V236H226V239H227V237L229 238L230 237V239L228 240L227 239V241H225L224 239V237L223 236H221ZM228 235H230V236H228ZM246 236V237H245ZM252 236V237H251ZM260 237H262L261 235H259ZM2 237H4V236H2ZM221 237H223V238H221ZM259 238V237H258ZM222 239H223V241H222ZM245 239V240H246ZM220 241V244L218 243L219 241ZM251 241H253V240H251ZM254 241H257V240H254ZM218 243V244H217ZM230 243H231V245H230ZM243 244V245H240V244ZM233 244H235V245H233ZM221 245V246H220ZM230 245V246H229ZM237 245H240V246H237ZM3 246V245H2ZM4 246L6 247V249H8L9 248V246H8V244L6 245V243H4ZM3 246V247H4ZM219 246V247H218ZM229 246V248L227 249V247ZM232 246V247H231ZM241 246H244V247H241ZM255 246H257V247H259V249H257V247H255ZM3 247L1 248V246H0V252H2L4 249H5V247H4V249H3ZM213 247V248H212ZM240 247V248H239ZM247 247H249L250 249L248 250V248ZM216 248V249H215ZM237 248V249H236ZM209 249H211V250H209ZM236 249V250H235ZM240 249V250H239ZM242 249V250H241ZM255 249V250H254ZM260 250L261 249V252L259 251H257V250ZM2 250V251H1ZM229 250V251H228ZM263 250V251H262ZM8 251L10 252L11 251V249L9 250L8 249ZM215 251V252H214ZM218 251V252H217ZM224 252V253H223ZM226 252V253H225ZM235 252V253H234ZM243 252V253H242ZM5 253V252H4ZM213 255H212V254ZM228 253V254H227ZM230 253V254H229ZM238 253V254H237ZM246 253V254H245ZM260 253V254H259ZM215 254V255H214ZM224 254H225V257H223L224 256ZM227 254V255H226ZM240 254V255H239ZM208 255V256H207ZM237 255V256H236ZM243 255H244V257H243ZM247 255V256H246ZM253 255V256H252ZM262 255V256H261ZM233 256H235V257H233ZM251 256V257H250ZM3 257V258H2ZM0 256V262L2 263V264H11V261H10V259H9V261H6L7 259H4V257L5 258H7L8 257V255H7V257L6 256ZM212 257H214V258H212ZM211 258V259H210ZM235 258V259H234ZM229 259H230V262H229ZM234 260V262H233V260ZM3 260H5V261H3ZM211 260V261H212ZM228 260V261H227ZM237 260H238V262H237ZM8 262V263H7ZM213 262V261H212ZM216 262H218V263H216ZM0 263V264H1Z\"/></svg>",
    "mask_w": 264,
    "mask_h": 264
}]
</instances>
